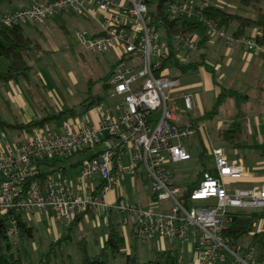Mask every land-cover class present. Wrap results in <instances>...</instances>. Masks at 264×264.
<instances>
[{
    "label": "built area",
    "instance_id": "2783aa9c",
    "mask_svg": "<svg viewBox=\"0 0 264 264\" xmlns=\"http://www.w3.org/2000/svg\"><path fill=\"white\" fill-rule=\"evenodd\" d=\"M159 1L31 0L21 8L0 11V25L32 24L62 13L92 21L93 32L78 29L75 36L92 53L102 55L114 49L117 59L108 83L111 94L119 98L115 104H99L95 121L82 115L69 117L57 127L42 124L29 128L20 143L0 142V217L13 211L70 223L82 213H93L107 222L114 209L141 241L158 238L186 244L196 255L195 264H264V255L258 258L254 251L223 236L231 219L229 210L264 208V182L228 191L227 182L245 172L239 158L213 146L216 175L203 170L188 191L175 184L169 165L190 158L183 141L202 124L192 118L180 122L172 102L180 80L165 65L174 66L175 60L186 62L187 55L198 48L199 39L195 33L167 36L164 29L165 37H161L158 7L150 8ZM214 1L166 0L161 7L169 20L204 23L209 32L230 44L233 37L204 13ZM246 43L264 59L263 46L252 39ZM180 98L182 112L188 113L194 104L192 94L185 92ZM78 153L87 156L78 162L74 176L60 166L56 175L50 171L37 177L43 171L41 163ZM124 173L139 174L148 183V206L130 197L120 184ZM112 192L114 200L110 202ZM210 199L215 202L195 204ZM160 200L170 201L168 211L153 208ZM7 233L17 245L15 217H10Z\"/></svg>",
    "mask_w": 264,
    "mask_h": 264
},
{
    "label": "rangeland",
    "instance_id": "374dc122",
    "mask_svg": "<svg viewBox=\"0 0 264 264\" xmlns=\"http://www.w3.org/2000/svg\"><path fill=\"white\" fill-rule=\"evenodd\" d=\"M28 1L30 0H11L8 3L2 4L1 7L6 5L10 8H21V5H24ZM214 4L227 11L248 17L252 16L254 12L252 2L246 4L241 0H215ZM262 6L264 7V5ZM150 8L154 9L155 4L151 5ZM66 15L67 16L62 15L38 20L37 28L31 24L22 25L25 34L30 37L34 46L30 49L28 55V62L31 69L26 76L19 78L17 83H19V87L23 90L28 100H30L31 106L35 109L40 118L49 114H58L60 110L58 106L55 105L54 98L49 95V89L55 90H53V93L59 103L61 100L63 101L62 98L65 99L66 97L64 109L68 107L75 108V113L72 115L68 113V117L79 114L87 116L90 112L93 113L97 111L99 104H115L119 101L117 96L111 94V89L105 88L103 84L104 80L101 79V77L108 74L109 68L117 59L115 51L109 50V53L103 56L92 53L85 48L75 36V31L83 28L90 30L93 22L91 23L90 20L78 14ZM192 19H194V17H192ZM233 28V25L226 28L227 32L230 33ZM205 31L206 26L204 23L200 24L195 30L197 34L205 33ZM160 34L161 37H165V32L162 27H160ZM196 54L197 53H195V55L194 53L189 55L187 59L196 57ZM0 59L5 60L4 58ZM126 63L129 67L132 66L131 61L127 60ZM165 66L169 68L171 75L176 76L181 74V72L170 63H166ZM10 88L11 85L7 86L6 83H0V117L9 124L0 128V139L1 141L8 140L11 144H14L24 140V132L26 129H21L14 126V124L21 121V112L24 113L26 111L24 107L14 104L11 98L6 96L5 91ZM88 93L92 95L100 94L102 98L91 104L85 111L87 107L81 103L87 98ZM158 114L159 111H156L154 116L157 117ZM64 116V118H62L63 116L52 117L44 124L56 127L67 117V114ZM1 133L4 134V137ZM183 144L190 158L169 165L173 173L175 184L178 187L186 189L189 185L197 182L199 173L205 168L216 175L213 165V156L211 155V149H208L209 144L207 141H203L200 136L194 134L183 141ZM219 144L226 147L224 142H219ZM86 156L87 153H78L65 159L58 160L54 164H51L52 160H48L47 164L41 166V168L47 172L52 171V174L56 175L58 174L56 168L62 166L66 168L68 175L74 176L79 169L77 164L78 161ZM141 178L139 174L132 175L131 173H124L120 177V184L129 191V194L132 193L131 187L135 186V191H137L138 194L147 196L150 194V191L148 187L142 185V183V186L139 185L140 182L143 181ZM113 200L112 193H110L108 201L112 202ZM214 202V199L198 200L195 201V204L206 205ZM169 203V200H160L153 205V208L168 211ZM144 205L147 206L148 203L144 202ZM23 217H26L29 224L33 226L34 233L31 238L22 240L19 243V248L25 261L37 262L42 254L48 251L49 243L51 242V240H49L50 231L48 223L47 221L44 222V220L41 221L42 218L39 219L38 215V218L31 217L29 219L26 214H23ZM112 218L115 222L116 220H120V227L124 225L129 228L130 225L124 222L123 215L116 212L114 209L112 211ZM98 220L102 222V225H105L102 218ZM96 223L97 215L92 213V215H86L76 226H72L70 229V237L62 241L61 245L56 248L51 264H80L81 247H85L90 255L98 253L102 248V243H100ZM63 230L62 234L65 235L68 231L66 232L65 228H63ZM128 235L129 244H135V246L138 247V260L148 261L151 259L142 257L141 251L139 250L140 248L148 247L149 242H144L135 236ZM84 238L86 241L82 240ZM95 240L97 241L95 242ZM37 242H41L43 246L34 249L33 244ZM44 243L47 244L44 245ZM125 243L123 242L122 248L125 247ZM184 245L186 247V244ZM178 253L180 256L181 251H178ZM108 257L111 264H123L124 257L121 255L112 257L109 253Z\"/></svg>",
    "mask_w": 264,
    "mask_h": 264
},
{
    "label": "crops",
    "instance_id": "0c3cea01",
    "mask_svg": "<svg viewBox=\"0 0 264 264\" xmlns=\"http://www.w3.org/2000/svg\"><path fill=\"white\" fill-rule=\"evenodd\" d=\"M30 1L21 6L27 5ZM255 4L260 6L264 11V7L262 6L264 5V0ZM12 9L17 8H10L6 5L0 7V11H8ZM66 14L72 13H62L56 16H67ZM249 17L255 19L257 17V12L254 10L252 16ZM90 22L92 23V21ZM31 25L37 28V21ZM222 28L225 30L226 35L233 37L232 43L228 44L224 37H220L215 32H209L207 28L205 33L202 34L194 32L198 39H203V44L187 55L188 58L189 55H192L193 53L195 55V53H197L194 58H186V62H196V68L181 72L180 75H176L181 81V87L173 91L174 98L172 102L176 105L177 112L180 113V122H184L187 118H192L196 123L202 124L199 131L194 134L200 136L203 141L208 142V149H211L213 146L221 147L228 156L237 157L241 160L245 172L242 177L227 182L228 191L231 192L234 188L246 189L264 182V59L256 49L249 47L246 43L247 39L255 40V36L260 33L257 26H248L244 35L238 37L232 35L233 30L229 33L226 28ZM94 30L95 27L91 24V29L88 31L93 32ZM260 45L264 47V44ZM109 50L113 51L114 49L109 48L102 55L106 56L109 53ZM6 67L7 61L0 59V71L5 70ZM17 82L18 81L6 82V85H11V88L9 90L7 89L5 94L11 98L14 104L21 105L25 108L26 112H21V121L19 122H27L32 119L40 118ZM224 88L233 89L240 93L242 97L237 100L234 97H225L220 104L217 113L213 115L212 118L200 119V117L213 108L216 98ZM53 90L54 89H49L48 93L54 98V103L60 109L59 111H62L66 104V97L65 99L62 98L63 101L61 100L59 103L53 93L55 90ZM185 92H190L192 94L194 102L193 108L189 110L188 113L182 112L183 104L180 95ZM86 107L85 111L89 106ZM81 115L85 116L83 114L76 116ZM87 116L91 122L95 121L97 111L93 113L90 112ZM69 117L67 115L66 118ZM195 119H198V122ZM0 142H2L1 139ZM219 142H224L226 147L220 145ZM204 170H207V168ZM207 171L212 174L211 171ZM141 180L143 181H141L139 185H145L148 187V183L143 178H141ZM135 188V186L131 187L132 193L130 194V197L137 198L142 205H144V202L150 204V194L147 196H141L135 191ZM88 214L92 215V213H86L83 215L82 219ZM109 214L112 216V212ZM26 215L29 219L31 217H39V219L42 218L41 221H47L50 231L49 240L51 241H54L63 235V228H65L66 232L68 231L69 223H65L64 221L47 220L43 216L37 217L35 213ZM98 217L99 216H97L96 224L102 247L107 236L108 222L104 221L105 225H102V222L98 220L101 217ZM24 219L28 221L26 217H24ZM116 222L121 224L120 220H116ZM263 225L264 221H261L259 226L263 227ZM127 228L128 227H125L124 225L122 227L119 225V230L123 233L124 243L126 242V245L123 248L121 245V252L124 254L118 255L124 257L125 254L134 253L138 258V247H136L135 244H129L128 239V234L131 236L134 235L130 226L128 229ZM84 240L86 241L85 238ZM96 241L97 240H95V242ZM144 242H149V246L139 249L142 257L152 258L156 250L173 248L177 251H181L179 263H196L195 253L189 251L187 245L185 247L184 244L181 245L177 240L149 238ZM45 244L47 243H44V245ZM40 246H43L41 242L33 244L34 249H38Z\"/></svg>",
    "mask_w": 264,
    "mask_h": 264
},
{
    "label": "trees",
    "instance_id": "16d2710c",
    "mask_svg": "<svg viewBox=\"0 0 264 264\" xmlns=\"http://www.w3.org/2000/svg\"><path fill=\"white\" fill-rule=\"evenodd\" d=\"M11 0H0V7L4 3H8ZM166 0H161L155 4L157 9V17L161 18L163 29L167 36L175 32H181L184 34H192L200 26L199 23L188 20H174L171 21L163 14L162 4ZM262 0H242L243 3H254V10L257 12V17L252 19L242 14L234 13L222 9L216 5H212L204 10V13L212 18L216 25L219 27L228 28L231 25L234 26L232 35L235 37L244 35L246 28L250 25L258 27L260 33L255 36V41L258 44H264V11L255 3H259ZM23 24H7L0 25V58H4L7 61V67L5 70L0 71V83H6L9 81H18L19 78L26 76L31 66L28 62V55L30 49L34 46L30 37L27 36L23 30ZM203 44V39L198 40V47ZM174 66L180 72H185L190 69L196 68V62H179L174 61ZM114 64L109 68L108 74L101 77L104 80V86L109 88V78L112 76ZM92 82V81H91ZM90 82V83H91ZM234 97L236 100L241 98L242 95L233 89H222L221 93L216 98L213 108L206 112L200 119L212 118L218 111V108L225 97ZM102 96L100 94H89L85 100L82 101V105L90 106L94 102L100 100ZM74 114L75 108L68 107L58 114H49L38 119H32L27 122H18L14 124L21 129H29L33 126L42 125L52 117H62L64 115ZM196 121L198 119H195ZM198 122V121H197ZM5 125H9L3 121L0 117V128ZM13 126V125H12ZM234 142V141H231ZM80 161V160H79ZM78 161V162H79ZM56 161L52 160L51 164ZM42 166L47 164V161L41 163ZM78 164V163H77ZM74 165V164H73ZM63 169H66L63 167ZM50 172V171H49ZM47 171H41L40 176L43 178ZM201 173H199V176ZM198 176V178H199ZM196 183V182H195ZM194 183V184H195ZM194 184L189 185L186 190L192 188ZM82 213L75 217L68 225V232L62 235L58 239L49 243L48 251L42 254L37 262L25 261L19 243L24 239H29L33 236L34 228L24 219L20 213L9 211L0 217V264H51L53 261V255L56 248L61 245V242L70 237V229L72 226H76L82 219ZM231 218L228 221L226 229L223 231V236L228 242L242 244L245 249L254 251L258 258H262L264 255V225L260 227L261 221H264V208H236L227 212ZM10 217H15L17 229H18V244L13 243L8 239L7 226L9 224ZM107 236L105 242L96 254H88L85 247H81V260L80 264H111L108 260L109 253L112 257L118 254H124L121 252V245L124 242L123 233L119 230V223L115 222L112 216L108 215L107 221ZM84 240V239H82ZM123 264H179V253L176 249H162L156 250L154 256L148 261H140L137 256L132 254H125ZM223 264V263H216Z\"/></svg>",
    "mask_w": 264,
    "mask_h": 264
},
{
    "label": "bare ground",
    "instance_id": "6f19581e",
    "mask_svg": "<svg viewBox=\"0 0 264 264\" xmlns=\"http://www.w3.org/2000/svg\"><path fill=\"white\" fill-rule=\"evenodd\" d=\"M178 79H179V78H178ZM179 80H180V79H179ZM180 84H181V81H180ZM179 87H180V86H179ZM179 87H178V88H179ZM178 88H177V89H178ZM182 94H183V93H182ZM182 94H181V95H182ZM182 107H183V105H182Z\"/></svg>",
    "mask_w": 264,
    "mask_h": 264
}]
</instances>
